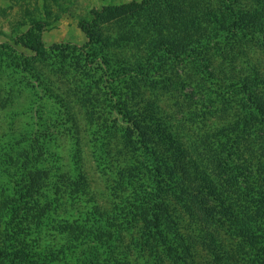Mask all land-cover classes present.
<instances>
[{"label": "trees", "instance_id": "16d2710c", "mask_svg": "<svg viewBox=\"0 0 264 264\" xmlns=\"http://www.w3.org/2000/svg\"><path fill=\"white\" fill-rule=\"evenodd\" d=\"M48 25L0 40L52 102L0 75V264H264V0L107 4L81 45Z\"/></svg>", "mask_w": 264, "mask_h": 264}, {"label": "rangeland", "instance_id": "374dc122", "mask_svg": "<svg viewBox=\"0 0 264 264\" xmlns=\"http://www.w3.org/2000/svg\"><path fill=\"white\" fill-rule=\"evenodd\" d=\"M129 1L132 0H0V40H9L13 25L22 19L26 9H30L34 16H41L49 23L44 33V41L47 47L69 43L81 45L84 43L85 37L79 28L78 21L83 15H87L94 8H101L107 4H120ZM20 49L22 53L29 54L26 50L23 52L21 47ZM9 56L12 57L13 55L3 54L4 59L0 60V75L2 76L0 77L1 81L7 80L8 77L16 81V85L21 83L20 88L23 91L22 108L29 111L27 108H32V101L42 103L46 107L48 104L51 107L52 102L43 98L42 89L36 78L25 76L26 74L22 75L20 70L8 66L9 58L7 57ZM261 58L264 61V57ZM39 67L44 68L42 63H39ZM94 177L96 179L97 176ZM96 185L102 186V181L98 178ZM206 262L205 256L198 259L200 264H207Z\"/></svg>", "mask_w": 264, "mask_h": 264}]
</instances>
